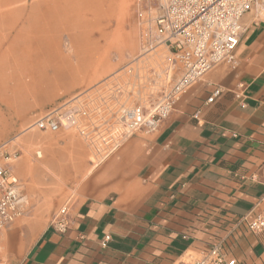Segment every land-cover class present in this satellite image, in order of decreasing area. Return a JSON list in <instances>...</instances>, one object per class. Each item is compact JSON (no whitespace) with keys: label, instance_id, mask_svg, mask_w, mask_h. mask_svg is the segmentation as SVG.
Wrapping results in <instances>:
<instances>
[{"label":"crops","instance_id":"0c3cea01","mask_svg":"<svg viewBox=\"0 0 264 264\" xmlns=\"http://www.w3.org/2000/svg\"><path fill=\"white\" fill-rule=\"evenodd\" d=\"M54 1L0 0V16L17 21L0 31V113L11 124L0 145L30 129L36 113L104 80L103 48L90 52L76 42L87 33L86 0H69L77 6L76 26L71 15L52 13ZM242 25L235 64H218L176 95L156 131L135 133L95 167L86 144L68 140L64 180L73 190L27 188L28 195L52 198L49 214L41 228L22 216L0 230V264H175L218 244L236 264H264V232L252 233L242 221L264 213V10L246 14ZM28 26V60L17 59L15 77L12 46ZM151 55L162 56L168 90L181 77L171 52L161 45ZM46 80L61 87L38 95L29 86ZM218 88L222 93L207 103ZM23 167L12 165L21 179ZM65 204L70 226L59 233L50 222Z\"/></svg>","mask_w":264,"mask_h":264},{"label":"rangeland","instance_id":"374dc122","mask_svg":"<svg viewBox=\"0 0 264 264\" xmlns=\"http://www.w3.org/2000/svg\"><path fill=\"white\" fill-rule=\"evenodd\" d=\"M164 1L86 0V4L84 1L83 9L87 11L88 16L87 33L86 37H77L76 42L86 43L90 52H94L96 46L103 48L104 80L34 115L36 118L50 108L65 105L66 112L73 115L68 128L57 133L30 128L21 134L13 133L8 143L10 149L20 154L13 164L23 163L24 166L22 171L25 178L21 179L14 174L23 185V194L27 200L23 216L31 217L40 228L45 224L52 198L34 195L39 194L36 192L28 195L26 190L29 188L42 193L51 190L61 194L71 193L73 184H70V181L65 183L64 180L69 174L64 164L68 153L65 143L68 140H80L85 143L90 153L91 167H95L110 156L122 141L137 132L145 131L129 128L125 120L127 111L134 107H142L146 113H150L159 105L171 100L168 95H173L175 84L171 82L167 90V80L160 75L162 69L159 63L162 56H149L151 52L146 51L144 40L147 38L145 34L154 30V18L159 5ZM49 4L56 5L52 13L59 15V18L71 15L70 22L76 26L74 17L77 6L74 1L68 0L67 4V1L56 0ZM53 14L48 19L52 25L58 27L55 23L60 19ZM9 19L11 18L5 19L0 16V31L4 28H14L17 21ZM27 30L33 28L25 27L23 32L19 33V44L16 41L12 46L14 53L12 67L15 77L18 75L17 59L28 60L24 52L31 45L32 37L25 34ZM2 41L0 34V48ZM66 43L64 40V47ZM29 86L38 95H51L58 91L61 83L50 80L33 81ZM40 101L42 102L41 99ZM8 120L0 113V137L10 132L11 124ZM36 153H40L41 156L38 158ZM53 178L58 182L55 183ZM57 212L53 214L50 223Z\"/></svg>","mask_w":264,"mask_h":264},{"label":"built area","instance_id":"2783aa9c","mask_svg":"<svg viewBox=\"0 0 264 264\" xmlns=\"http://www.w3.org/2000/svg\"><path fill=\"white\" fill-rule=\"evenodd\" d=\"M264 10V0H165L154 18V30L145 34V49L152 52L158 46H166L172 55L174 67L181 77L174 86L171 99L159 105L150 113L142 107H134L125 113V120L131 130L156 131L169 115L176 95L198 81L218 64H235L234 52L245 29L243 17L253 11ZM222 93L216 89L207 103H213ZM73 115L66 112L65 105H59L42 112L36 117L31 129L57 133L69 127ZM9 144L0 145V230L13 225L23 216L27 204L23 185L12 171V164L20 156ZM39 158L40 153H36ZM264 200V195H263ZM249 231L264 232V213L255 217H243ZM51 226L59 233H65L70 226L68 204L56 213ZM110 240L106 237L103 245ZM175 264H236L228 260L220 244L203 252L196 260L180 261Z\"/></svg>","mask_w":264,"mask_h":264}]
</instances>
